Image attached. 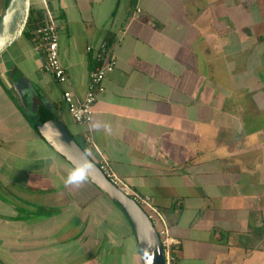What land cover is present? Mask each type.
Here are the masks:
<instances>
[{
  "label": "crops",
  "instance_id": "crops-1",
  "mask_svg": "<svg viewBox=\"0 0 264 264\" xmlns=\"http://www.w3.org/2000/svg\"><path fill=\"white\" fill-rule=\"evenodd\" d=\"M32 8L58 25L69 85L50 72L36 35L0 56V264H144L119 204L90 180L65 186L73 166L40 135L39 104L151 200L174 241L172 264H264V0ZM104 43L117 65L87 126L63 94L85 98Z\"/></svg>",
  "mask_w": 264,
  "mask_h": 264
},
{
  "label": "water",
  "instance_id": "water-1",
  "mask_svg": "<svg viewBox=\"0 0 264 264\" xmlns=\"http://www.w3.org/2000/svg\"><path fill=\"white\" fill-rule=\"evenodd\" d=\"M32 10V0H6L0 11V56L26 33ZM34 97V93H32ZM40 135L72 166L87 156L95 170L90 181L113 201L121 206L129 217L136 232L144 264H166L160 236L147 212L121 189L115 186L103 173L89 154L76 142L66 125L58 119L49 106L38 105L33 109Z\"/></svg>",
  "mask_w": 264,
  "mask_h": 264
},
{
  "label": "built area",
  "instance_id": "built-area-1",
  "mask_svg": "<svg viewBox=\"0 0 264 264\" xmlns=\"http://www.w3.org/2000/svg\"><path fill=\"white\" fill-rule=\"evenodd\" d=\"M141 13L137 10L136 16ZM39 41L40 50L45 55L47 66L50 72L54 75L60 84L69 85V76L60 59V33L58 25L53 16L48 12L44 26L39 28L36 32ZM92 48H88L90 52ZM97 63H99L90 73V84L88 92L83 99H78L71 89L64 91V102L67 105L69 113L73 119L78 122L90 126L93 122L94 104L97 99L98 92L101 90L102 83L108 73L114 71L117 60L110 51L108 44L104 43L101 51L96 54ZM105 176L126 195L137 202L145 211L148 210L150 220L156 228L165 254V263L172 264L176 260L174 241L169 234L168 227L163 215L152 204L147 197L138 195L129 186L119 178L109 167L108 163L103 162L99 165ZM162 223V227L158 225Z\"/></svg>",
  "mask_w": 264,
  "mask_h": 264
},
{
  "label": "clouds",
  "instance_id": "clouds-1",
  "mask_svg": "<svg viewBox=\"0 0 264 264\" xmlns=\"http://www.w3.org/2000/svg\"><path fill=\"white\" fill-rule=\"evenodd\" d=\"M93 170H95V164L85 156L83 160L73 164L63 182L65 186L79 187L91 179Z\"/></svg>",
  "mask_w": 264,
  "mask_h": 264
},
{
  "label": "trees",
  "instance_id": "trees-1",
  "mask_svg": "<svg viewBox=\"0 0 264 264\" xmlns=\"http://www.w3.org/2000/svg\"><path fill=\"white\" fill-rule=\"evenodd\" d=\"M44 23H45V15L42 12V10L38 11L32 8L31 15H30L29 22H28L27 31L25 34L31 33L33 34V37H35L37 30L41 28L42 26H44ZM96 64L97 65L99 64L97 63V60H96Z\"/></svg>",
  "mask_w": 264,
  "mask_h": 264
},
{
  "label": "flooded vegetation",
  "instance_id": "flooded-vegetation-1",
  "mask_svg": "<svg viewBox=\"0 0 264 264\" xmlns=\"http://www.w3.org/2000/svg\"><path fill=\"white\" fill-rule=\"evenodd\" d=\"M0 1H1V0H0ZM262 47H264V45H262ZM260 53H261L260 57L262 58V57L264 56V49H263V51L260 52ZM260 53H259V54H260ZM260 63H261V67H260V69L262 70V69H264V61L261 60Z\"/></svg>",
  "mask_w": 264,
  "mask_h": 264
},
{
  "label": "rangeland",
  "instance_id": "rangeland-1",
  "mask_svg": "<svg viewBox=\"0 0 264 264\" xmlns=\"http://www.w3.org/2000/svg\"><path fill=\"white\" fill-rule=\"evenodd\" d=\"M263 26H264V25H263ZM233 56H234V58H238V57H239V55H238V56L233 55ZM261 60L264 61V56L261 58ZM239 63H240V61H238L236 64H239ZM262 71H263V72H261V75L264 74V69H262Z\"/></svg>",
  "mask_w": 264,
  "mask_h": 264
}]
</instances>
